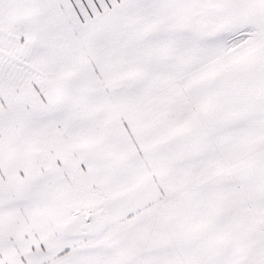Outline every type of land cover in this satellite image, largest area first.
Returning a JSON list of instances; mask_svg holds the SVG:
<instances>
[{"label": "snow or ice", "instance_id": "1", "mask_svg": "<svg viewBox=\"0 0 264 264\" xmlns=\"http://www.w3.org/2000/svg\"><path fill=\"white\" fill-rule=\"evenodd\" d=\"M0 264H264V0H0Z\"/></svg>", "mask_w": 264, "mask_h": 264}]
</instances>
